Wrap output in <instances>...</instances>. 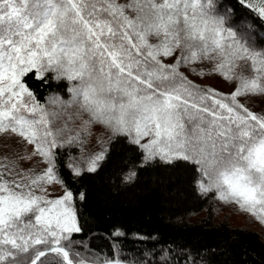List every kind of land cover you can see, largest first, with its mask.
Segmentation results:
<instances>
[{
	"label": "snow or ice",
	"instance_id": "obj_1",
	"mask_svg": "<svg viewBox=\"0 0 264 264\" xmlns=\"http://www.w3.org/2000/svg\"><path fill=\"white\" fill-rule=\"evenodd\" d=\"M255 21L264 28V0H0V133L32 145L46 165L36 173L0 159V264H123L118 254L74 250L82 228L73 193L48 196V186H66L59 151L83 153L96 125L108 138L98 152L68 155L75 177L96 173L122 140L138 167L185 165L201 196L264 226V112L247 106L264 96V32ZM186 72L219 75L232 91L201 87ZM29 78L64 84L70 99L48 102L87 117L74 134L52 127L57 113Z\"/></svg>",
	"mask_w": 264,
	"mask_h": 264
},
{
	"label": "trees",
	"instance_id": "obj_2",
	"mask_svg": "<svg viewBox=\"0 0 264 264\" xmlns=\"http://www.w3.org/2000/svg\"><path fill=\"white\" fill-rule=\"evenodd\" d=\"M240 11L251 16L246 9ZM254 24L264 32L259 21ZM186 75L197 85L210 87L193 74ZM27 84L42 105L54 95L70 99L63 83L29 78ZM78 154L72 148L61 149L57 160L66 182L58 184L61 196L72 191L82 228L73 234L74 250L87 246L101 259L118 254L125 264H264L261 234L217 219V200L195 190L189 167L159 163L138 167V153L121 140L111 146L96 173L75 177L65 164L68 155ZM129 170L137 174L126 181ZM81 194L84 198L78 199Z\"/></svg>",
	"mask_w": 264,
	"mask_h": 264
},
{
	"label": "rangeland",
	"instance_id": "obj_3",
	"mask_svg": "<svg viewBox=\"0 0 264 264\" xmlns=\"http://www.w3.org/2000/svg\"><path fill=\"white\" fill-rule=\"evenodd\" d=\"M120 2L123 3L125 0H120ZM199 67L204 71H208V68L211 66L200 65ZM193 76L198 79L199 83L208 85L222 93H229L232 91V85L223 80L219 75L213 74L207 76ZM43 106L48 112L57 113V117L54 119V123L52 125L54 129L64 128L67 124V127L71 130V132L66 133V136L69 134H74L83 123V120L87 119L86 116H75V110L72 107L63 108L58 104H50L49 102ZM247 106L256 113L264 112V96L248 97ZM69 117H71V120ZM108 135L109 134L103 129L102 126L96 125L91 129V135L87 138L83 153H81L75 147H72V149L79 153V157L81 155L98 152L100 151L98 141L107 140ZM67 149L68 148L62 150ZM32 153L33 146L28 145L25 141L21 140V138L10 133H0V159L6 157L8 160L18 161V170L23 169L27 171L29 169H34L36 173H42L46 168V165L43 163L42 158L38 156H32ZM21 156H28L31 157V159H20ZM60 190L61 189L59 188L58 184H52L48 186L49 198L54 199L60 197L62 194ZM214 210L215 216L217 219H220V221L224 220L235 227L256 230L261 234L262 239H264V226L255 221L254 218H252L249 214L240 211L237 206L226 205L216 201Z\"/></svg>",
	"mask_w": 264,
	"mask_h": 264
},
{
	"label": "water",
	"instance_id": "obj_4",
	"mask_svg": "<svg viewBox=\"0 0 264 264\" xmlns=\"http://www.w3.org/2000/svg\"><path fill=\"white\" fill-rule=\"evenodd\" d=\"M123 264H125V263H123Z\"/></svg>",
	"mask_w": 264,
	"mask_h": 264
}]
</instances>
